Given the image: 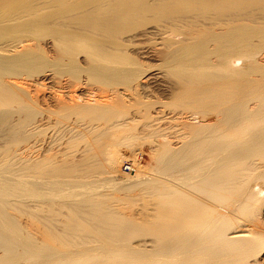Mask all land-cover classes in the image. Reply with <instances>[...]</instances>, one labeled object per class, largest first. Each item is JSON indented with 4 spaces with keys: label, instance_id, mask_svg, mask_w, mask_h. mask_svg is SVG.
Here are the masks:
<instances>
[{
    "label": "bare ground",
    "instance_id": "bare-ground-1",
    "mask_svg": "<svg viewBox=\"0 0 264 264\" xmlns=\"http://www.w3.org/2000/svg\"><path fill=\"white\" fill-rule=\"evenodd\" d=\"M73 2L74 0H0V264H264V74L249 78V71L234 67V61L240 60L237 56L242 57L249 52L243 46L247 43L240 39L239 23L243 21L240 16L243 13L246 21L248 16L251 19L252 13H245L246 8L262 6L264 9V0H89L80 8L78 3ZM184 7H187L188 15L183 12ZM164 13H178L180 16L176 20L179 18L180 21L184 14V17L190 18L183 19V22L189 20L190 24L197 23L198 20L195 19H200L199 23L202 22V25L197 23L193 28L202 26L201 32L198 26V30L195 29L198 33H191L194 29L191 27L192 30L188 31L189 23L186 22L189 26L186 28L178 22L180 28H185L186 34L179 32L174 18L172 23L169 21L171 25H167L168 21L166 25L150 24L148 14L156 18ZM71 14L82 16L80 21L90 19V25L102 23V30L105 27L107 31H118L119 33L114 31L119 35L116 38L113 35L111 44L114 42L116 45L118 38L120 44L109 47L111 54L116 49L123 50L121 41L126 43L124 49H127V45L133 47L134 44L136 47L138 39L150 42L160 39L162 42L158 45L161 50L146 48L142 52L139 50L138 54L141 53L144 59L157 57L155 60L158 62L159 57L167 74H170V78L171 75L176 78V81L179 79L177 82L181 87H175L172 91L171 86L166 85L167 81L161 79V73L153 72L155 66L152 71H149L152 66L148 65V68L140 63L141 69L142 66L148 69L140 70L135 66L123 69L122 63L119 64L123 59L121 56L117 60L113 58L114 65L111 61L113 55H108L110 52L107 53V48L104 50L107 57L103 54L99 58V55L96 60L93 56L98 53L89 51L93 66L92 63L89 65L86 53L85 60L89 69L85 71L90 77L105 84L103 74L107 77L112 74L114 79L118 76L124 89L138 99L142 96H145L144 99L148 98L147 93L150 90L153 93L149 85L161 82L160 86L167 91L170 89L173 96L178 91V95L174 97V101L178 98L177 105L182 99V106L187 107L185 110H194L188 115H184L185 112L178 114V121L182 120L180 123L184 139L181 136L180 141L172 143L161 135L160 140L163 141L156 140L157 143L154 144L155 141L153 143L149 135H145L146 141L152 145L150 155L162 163L160 171L169 180L161 178L155 181L156 188L142 190V209L138 221L143 232L135 245L128 241L131 234L129 232L134 231V224L121 223L116 226L112 224L113 221L121 219L106 212L105 208L98 209V212L85 207L79 215L85 219L90 218L94 228L83 233V239L75 247V251L69 253L68 250L54 248L48 252L45 249L44 242L60 237L59 227L65 207L75 203L87 206L92 204L91 194L89 196V192L85 190L86 186V189L90 188L88 184L84 186L86 179L106 173L109 175L108 181L115 183V186L119 184L118 187H122L121 183L131 186L146 183L136 174L143 172V166L136 162L139 156V149L136 147L130 148L132 155H135L131 160L136 165L135 175L118 181L120 158L114 145L126 143L131 147L136 139H140L133 133V123L145 119L147 120L144 122L150 123L158 120L156 109L151 110L154 101L150 99H147L148 103L145 102L146 99L143 100V106L133 108L139 116H132L133 114L128 115L129 110L125 111L132 106V101L124 109L121 106L124 102L121 92L113 93L117 100L106 105L97 103L96 99H93L95 104H78L72 98L69 100L75 101L74 103L65 102L58 95L54 99L58 104L57 111L53 112L55 118H61L58 112L67 108L68 112H77L79 115L96 113L102 119L107 118L110 123L107 128H97L98 130H87L86 127L78 132L74 129L75 132L70 128V135L74 131L70 141L77 143V140H87L85 144L89 142L85 151L75 161L69 162H63L60 126L57 122V125L53 123L58 130L55 132L56 137L53 136V142L50 141L52 145L49 146L53 150L51 154L44 151L43 147H48V144L43 146L45 137L41 133L46 125L44 123L48 121L45 122L46 117L39 114L38 109L44 108H40L38 104L41 101L38 93L40 90L44 93V86H47L45 82L52 73L47 75L50 72L47 69L55 66L58 70V67L62 68L65 64L74 66L80 45L84 44L82 50L88 46V40L82 34L71 31L77 17L76 15L73 19ZM68 15L70 19L68 18L66 27L71 28L70 31L65 27L67 23H64ZM79 18L77 17L75 25L81 23ZM70 20L72 23H69ZM203 23L210 25L209 31L206 32L207 28H203ZM78 39L80 40L76 41ZM94 43L98 45L102 42ZM154 44L155 42L153 46ZM98 49H101L100 45ZM101 53L103 51L99 52ZM105 57L109 59L108 62L106 60L107 63L102 62ZM126 57L132 65L136 64L129 56ZM97 60L99 67L96 66ZM128 62L126 61L127 64ZM77 65L80 64L76 63ZM105 65L111 69L115 66V69L104 68ZM113 78H109L111 84L110 80ZM116 80L112 87L118 82ZM58 84L61 85L60 82ZM57 93L58 91L55 94ZM37 104L39 108L35 107ZM160 105L164 107L163 104ZM56 106L52 109L55 110ZM35 108H38L37 112ZM51 110L45 109L44 112ZM38 114L40 117H37ZM36 117L39 119L36 120ZM158 121H161L160 118ZM153 126L155 127L151 125V128ZM39 134V137H44L42 140L39 139ZM68 141V146H71L69 144L73 142ZM103 145L107 147L97 150L93 148ZM49 148L47 150H51ZM79 169L84 178L78 176ZM67 184L84 186V196L87 193L88 197L83 196L84 199L75 202L79 192L70 194L66 191L69 197L74 194L75 198H67L70 201H65L63 190ZM70 186V189L75 190V187ZM166 196L171 201H165ZM234 198H237L236 204L229 205L227 202ZM89 209L92 211L89 212ZM77 216L75 212L74 218ZM149 226H152L150 231ZM124 231L126 232L122 234Z\"/></svg>",
    "mask_w": 264,
    "mask_h": 264
},
{
    "label": "rangeland",
    "instance_id": "rangeland-1",
    "mask_svg": "<svg viewBox=\"0 0 264 264\" xmlns=\"http://www.w3.org/2000/svg\"><path fill=\"white\" fill-rule=\"evenodd\" d=\"M68 1L71 2V0H68ZM75 2L78 3V8H80L81 6L83 7V4H85V3L87 4L89 2V0H78V1L77 0H74L73 3H75ZM103 5H106V4H103ZM75 6H77V5L75 4ZM184 9H185V7H184ZM247 9H249V10L247 11ZM186 10H187V7H186L185 11ZM262 10H264L262 8V6L261 7L260 6L248 7V8H246V12L245 13L248 12V15H249V12L252 13L251 14V19L248 16V19L249 20L247 19V21H246V19L243 16V13H242V16H240V18L243 17L242 18L243 21L239 18L240 21H242V22L239 23V25H240L239 26L240 27V35H241L240 36V39H241V41H244V42L247 43V44H245L243 46H245L246 49L249 52L245 53L246 55L245 54H243V56L241 55L242 57L237 56V58L240 59V60L239 61H234V67L236 69L241 70V71H244V69H246L247 71H249L251 73V75H252V76L250 75L249 78H251V77L256 78V77H259V76H261V75L264 74V45H263V41H264V12ZM176 11L178 12V9ZM180 11L181 10H179V13H180ZM182 11H183V9H182ZM185 11H183V12L184 13H187V15H188L189 13L187 11L186 12ZM243 11H245V10H243ZM246 15L247 14H245V16ZM75 16H72V14H71V17L73 19H75L74 18ZM177 16L179 17L180 14L178 15V13L177 14L164 13L160 17L157 16L156 18L154 17V15H151V14L149 15L148 14L147 18L149 19L151 25L160 24V23H161L160 25H164L167 21H168L167 22V25H168V23L170 24V22H169L170 20H171V23H172L173 18L176 21V25L177 26L181 24L182 26L184 25L183 27H186L188 25V24H186V22L190 24V22H188L189 20L186 21V22H183L184 21L183 19L186 20L187 18L189 19L190 17H188V16L187 17H184V14H183V17H182V20H181L182 23H181V21L178 20L179 18H177L178 21L176 20V17ZM191 16H192V14H191ZM77 17H80L79 18V22H81L82 24L79 23V24H76L75 25V22L77 20ZM77 17H76L75 22L72 20L73 21V24H74V26L72 25V29L73 30H71V28H69V27H66L68 25L67 20L69 18V15L67 16L66 22H64V23H67V24L66 25L64 24V25H65L66 28H68V30L70 29L72 32H74L76 34H82L83 35L82 37L84 39L88 40V42H87V45L88 46L87 47H84V50H82L83 49L82 46H84V44L82 46L80 45V48L77 45V47L79 48V50H77L78 52H76V53H78L79 55H77V59L75 58L76 59L75 61H77L76 63L77 64L79 63L80 65H77L76 66V63H75L74 66H76V67H74L71 64H69V65H66L65 64L64 66H61L62 68L58 67V70L55 68V66L54 67L51 66L52 67L51 69L49 67L47 70H50V72H47V75H49L51 72L52 73L49 75L48 81L45 82V85H47V86H44L45 91L43 93L42 90H40L41 92L38 93L39 94L38 95V99L41 100L40 101L41 103L38 100V102H39L38 104L40 105V108L42 106L44 109H41V110L38 109L39 108V105L37 104L38 106H35V107H38V108H35L36 109V112L39 110V114L41 115V117H43V118L46 117V118H44L45 119V122L48 121L47 123H44V124H46L45 125V128L43 130L44 135H43V133H41V135L45 137V138L43 137L44 138V140H43L44 141L43 146H44V144H48V147H46V145L44 146L46 148L43 147L44 151L46 150V151H48L49 154H51V152L53 150L52 147H50L49 145H52V142L55 139L54 137H56L55 136V132L58 131L57 129H55L57 126H54L53 123L56 124V122H57L58 123V126H60V131H61L60 134H62L61 135L62 138H60V140H62V141H60V143H61L60 144V150H61L62 158L64 159L63 162H65V161H68L69 162V160H72V161L74 160L75 161L77 159V156H79L82 152L85 151L86 144H88V142H89L88 141L85 144V142L87 140L86 141H83V142H82V140L81 141L77 140L78 142H80L78 144V142L76 143V141L75 142L74 141H70L71 138H72L71 136L74 135L73 134L74 131L76 132V130H77V132H78V130H80V131L81 130H84L86 127H87V130L90 129V128H91L90 130H92V128H94L93 130H98L100 128L105 129V128H107L109 126V123H110L107 120V118L102 119V116H98L96 113L95 114L94 113H82L81 114L82 116H81L77 112L76 113L72 112L74 114L68 112L67 111V108H62L63 109V112H62V109L60 111L58 109V111H59L58 112V115L60 114V117L61 118H58V119H57V117L55 118V115H54L53 112L54 111L55 112L57 111V106H56L57 103H56V101L54 99L55 98L57 99L58 98V95H60L63 100L65 99L64 100L65 102H70L71 103L72 101H70L69 99L72 98V100L74 99L78 104L79 103L80 104H82V103L84 104V102L85 103L89 102L88 104H95L93 102H96L97 101V103H100L101 105H104V104L106 105L108 103L110 104V103L115 102L117 100V98L115 100V97H114L115 94L113 95V93H120L121 92L120 94L123 96L122 99L124 100V102L121 103V106L124 109L126 107H129V106H126V105H129V103L132 101V103H130V104H132V106L129 109L128 108L125 109V111L129 110L128 111V115H132L133 114L132 116H137L138 113H136L137 110H135V109L143 106V104H145V102L148 101L147 99H150V101H154L151 110L153 109L152 111H155V109H156V112H158V120L160 118L161 121H158L157 120L158 123H157V121H155V122H151V123H153V124H151L149 121L144 122L145 120H147V119H145L143 121L140 120V121H137V122L133 123V125H134V127H133V129H134L133 130V133L135 134V137H139L140 139H136V141L134 142V144H132L131 147H129L126 143L114 145V148L117 150V152L119 154V158H120V165L117 168V175H118V177H120V178H118V181H120V179L122 181H124L123 179L128 178V177H132L133 175H135V173L127 174V173H124V172L121 171V164H122V162L125 159L133 160L134 158L132 156L135 157V155H132V152H131L130 148H134V147L138 148L139 151H137V154H140V153L143 152V154H144L143 155V160L140 161V163H139L141 166H143V170H142L143 172L142 173H139V174L137 172L136 174H137V177L140 178V180H144L146 182L144 185H138L137 184V185L131 186V185H127L125 183H121L122 184V187H118L119 184H117L116 186L113 185L115 183H113L112 181H108L109 180L108 179L109 178V175L106 174V173H104V174L95 175V176H93L91 178L86 179V184L84 186H86L88 184V188H90L89 190L86 189L87 186L85 188L84 186H81L79 184L78 185L77 184H72V185L71 184H67V185L64 186V187H66V186L68 187V188L66 187L67 190H66V188L63 190V194L65 193V201H70L69 199H71V198L74 199L75 198V197L73 198V195L74 194L73 195H70V197L67 194V193H70L71 194L73 192H76V193L79 192V195H76L78 198L75 199V202L76 201H79V199L82 200V198L84 196V191L87 190L86 192H89V196L91 194L90 197L92 198V204H90V205L87 206L86 204L75 203L74 205L71 204V205L65 207L62 210L61 227H59V229H61L60 237L58 239H55V240H52V241H46V242H44L45 245H46V248L45 249L48 252L50 250H52V249L55 248V249H59V250H68L69 253H71V252L75 251V249H76L75 247L82 241V239H83V233L84 232H90L91 230H93L94 224L91 221V219L90 218H86L85 219V218H82L79 215V212L81 210H83L85 207H89V208H92V209H96L98 212H100L98 209L105 208L106 209L105 210L106 212L112 213V214H114L115 216H117L118 218L121 219V220L117 219V220L113 221L112 224H114L116 226H118V224L120 225L121 223H127V224H130V225L131 224H134V231L129 232L131 234L128 236V241L131 242V245H135L139 241V239H140V237L142 235V232H143V227H141V225L139 224L140 222L138 221V215H139V213H140V211L142 209V199H143L142 196H141L142 190L144 188L145 189L147 188L149 190L156 188L157 187V184H156L155 181L160 180L161 178H166V179L169 180V178H167L165 175H163L162 172L160 171V167L162 166V163L160 164L159 163L160 161H158L157 158H154V157H152L150 155L151 154V149L150 148H151L152 145H150L146 141L147 139H145V137H146L145 135L148 134L149 135L148 136L149 139L151 141H153V143L155 141L154 144L157 143L156 140L163 141L162 139L160 140L161 135H162L163 139L166 137L165 139L168 138V140L169 141H172V143H176L178 140L180 141L182 139L181 136L184 139V135H185L184 132H183V130L181 129L182 128V124H181L182 123V120L180 119L181 121H178V118L177 117H179V115H181V114H184V112H185L184 115H188V113L194 111L192 108H191L192 109L191 110L189 107L188 108L190 109V111L185 110V109H187V107H186V105L185 106H182L184 104V102L182 103V99H181V101H179V104L178 105H177L178 98H175V101H174V97H176V95H178V91L175 92L177 94L174 93V96H173V93L171 94V90L173 91L174 88L175 87L177 88L178 86H179L178 88L181 87L179 85L180 83L177 82V81H179V79L177 78L178 80L176 81V78H174L172 75H171L172 78H170V74L168 75L167 74V70L162 66V62L160 61L161 59H159V57H158L159 62L157 60H155V59H157V57H154V58H146L145 57V59H144V58H142L144 56L141 55V53L138 54V51L139 50L141 52L142 51H145L147 49L151 50L152 48H154V49L157 48V50H161V47L158 45L159 43L162 42V41H159L160 39L159 40L156 39L154 41L155 42V44H154L155 47L153 46V43L154 42H150V41H147V40H141V39L139 40L138 39V42L139 43L136 44V47H135L134 44H133V47H132V45H131V47L127 45V49L126 48L124 49V47L126 46V43H123L121 41V45L120 46H122L123 50L120 49V46H119L120 51L118 49H116L117 51H115L113 49V47H112V49L114 50L113 52L115 53V55H114L113 52H112L113 54H111V50L109 49V47H111V46H117L118 43L120 44V42H118V41H120L119 38L117 39L118 41L115 39L116 40L115 41L116 45H114V42L111 44L113 35L115 36V38H116L117 35H119V34L116 35V33L118 31H115V29H114V31L116 33L114 31H112V30L110 31L109 29H108L109 31H107L105 29V27H104V30H102V28H101L103 26L102 23H99L101 26L99 24H91L90 25V22H88L90 19L85 18V20L80 21L81 18H82V16L77 15ZM194 17H195V15H194ZM103 18H105V16ZM196 20H198L197 21L198 24L201 23V25H202V22L199 23V20L200 19H195V21ZM91 21H93V20H91ZM175 21H174V23H175ZM70 22H71V20L69 21V23ZM178 22H180V24H177ZM192 22H193V20H192ZM93 23H95V22L93 21ZM96 23H98V22H96ZM197 23L196 22L195 23L194 22L191 23L192 25L191 24L189 25L190 28H189V26H187L189 28L188 31H191L192 28L194 27V24L197 25ZM205 23H203V28H204V26L207 25ZM180 26L177 27V30L179 28L180 29L179 32L181 31V33L183 32V34H186L185 28H183V27L180 28ZM198 26H197V28H198ZM208 27H210V25L205 27V29L207 28L206 29V32H207V30L209 31ZM74 28H79V29H74ZM197 28H195V29H197ZM200 28L202 29V26L201 27L199 26V30H200L199 32H201V29ZM137 29L139 30V28H137ZM137 29H136V31L138 32ZM173 29L176 30V27L173 26ZM194 30H192L193 32L191 31V33L197 32L198 29L195 30V31ZM188 31H187V33H190ZM112 32L115 33V34H112ZM203 32H204V30H203ZM173 33L175 34V31ZM176 33H177V35L179 34L178 32H176ZM76 34H73V36L74 37H77ZM79 40L80 39H78L76 41H79ZM92 41H94V42L97 41L98 43H100V41H101L102 43H104V45H102V43H100L98 45L97 44L94 45L95 43L92 42ZM122 43L124 44V46H123ZM145 43H146V45H144ZM148 43H149V46H147ZM72 45H71V47H74ZM99 45H100L101 49H98ZM102 46H104L105 48L104 47L102 48ZM148 47H150V48H148ZM106 48L108 49L107 53L110 52L108 55H110V56L113 55V57L111 56L112 57L111 58L112 59L111 60L112 63L114 62L113 60H115L116 58H120L119 56H121V58L123 57V59H121V61L123 60V62H121V61L119 62V60H118L119 64L122 63L121 64V68H123V69H126V67H130V68L131 67L132 68H135L136 67L137 69L140 68V70H143V69L146 70V69H148V68H150L152 66L150 68V70H149V71H152L151 69L154 68V66H155L156 67L155 68L156 70L153 69V72H156V73L158 72V74L161 73V74H159L161 76V79H163L164 81H167L166 82L167 83L166 85L171 86V90L169 89L167 91L166 89L162 88V86H160L161 82H156L153 85L152 84L149 85V86L152 87L153 93L150 90L147 93V95H146L148 98H145L146 99L145 100L143 98L145 96H142V98L138 99V98H136L135 95L131 94V92H128V90L126 91L124 89L125 86L124 87L122 86L123 85L122 80L121 81H118V76H116L115 79H114L113 78L114 76L112 74H111L112 76L110 75L108 77L105 74H103V77L106 79V83L105 84L103 83V81L101 83V81L97 80L96 78L95 79L97 81L94 80L93 77L92 76L90 77L89 74H88V72L85 71L87 69V67L90 65V63H92L90 61V59H89V57L92 56V55L89 56L88 53L95 52V54H96V52H97L98 53V54H96L97 56H93L94 59L96 60L97 59L96 57H98L99 55H100L99 58H101V55L103 57V54H104V56L107 54L106 52H105L106 54L104 53V50ZM140 48H142V49H140ZM99 50L101 52L103 51V53L99 54V52H100ZM121 50H122V52H121ZM86 53H87V56H88L89 65H87L88 63H86V60H85L86 59V57H85L86 56ZM138 55H140L141 57L138 56ZM125 56H129V58L132 59L131 61H134V63L136 61V64L135 65H132V62H128L129 59H128V57L125 58ZM106 57H107V55H106ZM106 57L104 58L105 60L104 59L103 60L100 59V61L102 60V62H104V61L106 62V60H107V62H108L109 59H106ZM114 57H115V59H113ZM132 57H135V58H132ZM138 57L140 59H138ZM125 59L128 62V64L131 63L130 64L131 66H128V64L126 63V61H124ZM98 61L99 60L96 61L97 62L96 63V66L97 67H99L98 66ZM111 61H109V66L111 65ZM142 61H143V63L144 62L145 63L143 64ZM249 62L251 64H248ZM125 63L127 64V66H126ZM139 63H140V65H143V66L147 65L145 67H148V68H145V67L142 66V69H141ZM113 64L115 65V62ZM116 64H117V61H116ZM85 65H87V66H85ZM93 65H94V63H92V66ZM102 65H103V63H102ZM136 65H139V67L136 66ZM109 66L105 65L103 67L104 68H108ZM161 66L163 68H161ZM112 67H113L112 69H115V66H112ZM157 67L160 68V70ZM78 68H80V70ZM52 69H54V71ZM118 69H120V68L118 67ZM83 70H84V72H83ZM163 71H165V72H163ZM58 73H60V74H58ZM71 73H73V74H71ZM81 73H83V74H81ZM165 73L167 75H165V76L162 75V74H165ZM69 74H71V75L69 76ZM54 75H55V77H54ZM56 76H58V77H56ZM110 77L113 78L112 80H110V81H112V84L109 82V78ZM119 78H120V76H119ZM98 79H101V78H98ZM114 80H116L118 82H115V86L112 87L114 85L113 84L114 83L113 82ZM56 81L58 83L60 82L61 85H59ZM117 83H119V84H117ZM56 84L59 85V87H57ZM172 85H173V88H172ZM88 86H90V87H88ZM55 89H57V90H55ZM60 89H61V91H60ZM116 90H117V92H115ZM57 91H58L59 94L58 93L55 94ZM175 91H176V89H175ZM128 93H130V94H128ZM153 94H155V95H153ZM70 95L72 97H70ZM151 95H152V97H151ZM77 97H78V99H77ZM42 99L43 100L45 99V101H42ZM79 99H81V100H79ZM93 99H96V101H94ZM63 100H61V101H63ZM143 100H145V102ZM176 100H177V102H176ZM75 101H73L72 103H74ZM172 101H173V103H172ZM137 103L139 104L138 106H136ZM159 103L160 104H163L164 107H162V105H160ZM49 104L51 105V107H50ZM55 106H56V108H55V110H53L52 108H54ZM182 107H183V109H181ZM133 108H135V109H133ZM45 109L46 110L47 109H49V110L52 109V110L50 112H47V111L44 112ZM179 109L181 110L180 112H179ZM182 110H183V112H182ZM113 111H115V109ZM51 112L53 113L54 116L52 115ZM195 112H196V110H195ZM39 114H38V116L37 115L36 116L37 117H40ZM42 114H44V115H42ZM50 114H51V116H50ZM46 115H48V116H46ZM56 116H57V113H56ZM154 116H155V114H154ZM196 116H197V114H196ZM37 117H36V120L39 119ZM46 119H49V120H46ZM59 119H61V120H59ZM142 122H143V124H142ZM155 123H157V124H155ZM145 124H146V126H145ZM149 125H150V127H149ZM151 125H155V127L153 126L151 128ZM158 125H159V127H158ZM165 125H166V127H165ZM72 127H74V128H72ZM48 128H50V129L48 130ZM70 128L73 129V130L76 129V130L72 131L71 135H70ZM143 128H144V130H142ZM45 129H46L47 132L45 131ZM63 129H65V130H63ZM147 132H149V133H147ZM68 134H69V136H68ZM155 135L157 137H155ZM39 136H40V134L38 135V137ZM178 136H179V138H178ZM69 137H70V139H69ZM41 138L42 137H39L40 140L43 139V138L42 139ZM141 138L143 139V141H142ZM67 140H69L68 141L69 143L73 142L74 145H72L73 143H71V144H69L71 146H68ZM50 141H52V142H50ZM139 143H140L141 146L140 145H137ZM49 147L51 148V150H47V148H49ZM53 147H54V145H53ZM106 147H107V145L94 146L93 148H95L97 150V149L106 148ZM49 154H48V157H50ZM139 172H140V170H139ZM78 176L84 178V174L81 171V169H79ZM152 180H154V182H152ZM90 181H91V183L89 184ZM108 183H110V185ZM123 184H125L126 186L123 185ZM70 185L73 186V188L75 187V190L70 189L69 188ZM76 185L78 187H76ZM79 186H81L80 190H79ZM112 186H114V187H112ZM84 188H85V190H84ZM69 189L71 190V192H69ZM66 191H68V192L66 193ZM80 194H82V195H80ZM85 194H86L85 196L88 197V194L87 193H85ZM67 195H68V197H67ZM67 198H69V199H67ZM236 200H237V198H234L231 201H228L227 203L229 205H235L236 204ZM165 201H167V202L168 201H171L170 200V197L169 196H166L165 197ZM91 211L92 210L89 209V212H91ZM75 212L78 214V216L76 218H74ZM151 229H152V226H149L148 227V230L150 231ZM125 232L126 231L122 232V234H124ZM92 244H95V243H92ZM48 245L50 246L49 249H48Z\"/></svg>",
    "mask_w": 264,
    "mask_h": 264
},
{
    "label": "built area",
    "instance_id": "built-area-1",
    "mask_svg": "<svg viewBox=\"0 0 264 264\" xmlns=\"http://www.w3.org/2000/svg\"><path fill=\"white\" fill-rule=\"evenodd\" d=\"M143 152L139 154V156L136 159V162H140L143 160ZM135 163L132 162L130 159H125L121 164V171L127 174L134 173L135 172Z\"/></svg>",
    "mask_w": 264,
    "mask_h": 264
}]
</instances>
